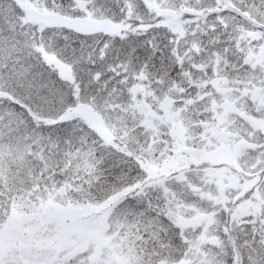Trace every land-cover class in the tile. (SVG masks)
I'll use <instances>...</instances> for the list:
<instances>
[{"label":"snow or ice","instance_id":"6c2138e0","mask_svg":"<svg viewBox=\"0 0 264 264\" xmlns=\"http://www.w3.org/2000/svg\"><path fill=\"white\" fill-rule=\"evenodd\" d=\"M0 264H264V0H0Z\"/></svg>","mask_w":264,"mask_h":264}]
</instances>
